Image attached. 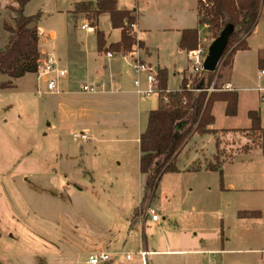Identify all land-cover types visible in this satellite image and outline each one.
Returning <instances> with one entry per match:
<instances>
[{
  "label": "crops",
  "instance_id": "crops-1",
  "mask_svg": "<svg viewBox=\"0 0 264 264\" xmlns=\"http://www.w3.org/2000/svg\"><path fill=\"white\" fill-rule=\"evenodd\" d=\"M79 1L96 2L97 0H73L67 7H57L55 11L67 13L70 19V23L61 31L52 29L45 36L46 30L39 24L41 55H55L59 59L60 65L68 71V75L60 81L61 92L48 94L61 96L59 116L62 120L85 121L82 128L85 127V129L92 132L93 139L97 143L122 144L126 147L128 143L133 142L136 143L137 152L132 156H124L121 160L112 159L108 154L104 156L99 154L93 161H88V163L84 161V151L80 153V156L78 154H67L65 160L63 156L59 157L58 155H55V158H47L41 176L33 173H31V176L34 175L32 180L41 178V182L37 183L35 187H40L41 192L48 194L49 200L56 198V192L61 189L68 196L71 195L69 193L83 191L82 188H78L79 185L75 186L78 183L74 180V173H79L78 167L81 166L84 167L92 180L98 177L106 180L135 176L142 182L143 188V181L146 179L140 170V136L148 123L147 120L146 125H143L142 114L144 99L149 97L145 98L138 95L134 85L135 80L138 78H141L144 82V75L134 71L129 60L125 59L122 54L117 53L110 57L108 53L98 50V30L104 32L107 46L121 39V29L112 27L108 13L99 16L98 24L94 26V32H88L77 27V22L70 11L73 10L75 3ZM118 7L131 10L132 14L136 16V23L132 27V32L143 45L137 44L134 53L159 70H167L168 90L179 89L183 79L190 75L187 50L180 47L182 32L187 28H198L199 35H202V31L207 29L199 24L198 0H118ZM79 18L83 17L78 15ZM102 20L107 24L106 28H102ZM247 41L250 48L236 52L231 75L219 85L221 88L229 83L232 86L231 90L238 91V114L227 116L225 113L227 103L224 101H217L213 105L212 112L215 116V122L210 127L221 133H223L222 130H229V132L239 130L237 132H240L241 130L250 129L252 122L248 117V112L257 109L261 111V126L264 130V107L261 105H248L240 93V87H238L237 74L242 71L244 53L252 50L250 36ZM260 51L264 55L263 45L257 47V54L253 58V63L259 69L258 78L262 81V83L259 81V86L255 87L257 91H259V88L264 87V75L260 74L262 69L259 67ZM177 73L180 75V83L177 87H170V79L172 77L176 78ZM28 74L36 75L35 73H27L14 79L13 87H16L15 81H20ZM7 79L6 76L3 80ZM83 84H93L98 87V90L97 92H84L81 89ZM158 105L148 107L147 117L150 110L157 108ZM217 108L219 111H217ZM242 113H245L247 117L243 125L239 120ZM114 116L118 117L116 122L112 120ZM228 119H231L230 121H233V123L225 125L226 121H229ZM51 127L52 124L50 123L49 128ZM48 130L45 133L46 136L50 135ZM130 130L136 131V133L131 135ZM196 135L203 137L214 134L201 135L196 133L192 138ZM214 137L216 138L215 135ZM51 138H54V133L51 134ZM56 140L61 142L62 137L59 136ZM184 150L186 149H183L182 152ZM216 152L217 146L210 157L212 158ZM254 162L264 163V147L261 148L255 145L251 151L247 153L240 151L233 159L224 161V189L221 188L220 181L215 180L213 176L214 173L219 172L206 169L208 161L205 158L201 160L198 157L182 167L177 165L179 171L165 173L162 176L157 190H160V186H162L160 194L164 195L166 199L165 205L170 204L173 199V203L175 202V205L180 207L175 211V214L183 217V212H185L186 216L190 218L189 221L188 219L184 222L176 221L174 227L178 232L187 231V240L190 243L189 246H191L189 249L176 246V241L167 242V247L162 250L149 249L148 242L141 238V234L135 230L136 226L139 227L141 224L143 225L152 220L148 218L144 221L135 222L136 226L132 225L135 210L142 205L143 192H141V197H139V191L137 196L132 195V193L130 196H126L129 190L127 187H123L125 193H123V197L118 199H121L119 204H122L124 209L116 214L120 229L113 230L112 216L109 218L104 216L103 218L99 215L102 217V229L96 230L92 226L87 233H77L72 240H67V244L72 245L73 252L66 257L64 255L57 257V254L46 257L38 254V256H33L37 259L28 256L27 258L30 259L27 264H90L88 262L89 255L98 252H107L111 255L109 261L100 264H150V256H155L158 253L177 254L182 252L201 255L204 257L203 259H207L211 255H217V257L219 255L220 264H224V257L227 255L261 252V264H264V168L262 170L256 168ZM226 164L231 165L232 172L229 176L224 173ZM196 166H200V169H193ZM1 177L2 179L14 180L15 185L21 188L22 181L21 179L17 180L18 173L14 171V167L1 170ZM23 180L28 184L31 183L32 187V180L28 177H24ZM106 182L108 181L102 183L106 184ZM22 183L25 184V182ZM102 183L100 182V184ZM110 187H112V182ZM22 189L24 191V188ZM46 194L40 200H43L42 206L49 212V215H46L49 218L48 221L54 222L57 216L51 211L53 206L48 202ZM90 201V208L93 212L102 204H105L104 207L108 206V208L112 204L111 200L107 198L105 201L100 196L99 198L94 196L90 198ZM74 204L78 203L74 201L72 206ZM152 206L157 208L158 211L162 208L160 202ZM211 209H215V217ZM240 211H256L258 215L241 218L238 216ZM97 212L101 214L102 210L97 209ZM206 212L211 215L206 214ZM196 217H201V220L193 223L191 220ZM210 219H214L213 221H216V224L221 221L213 235H210V229L207 227ZM160 221L152 222L160 223ZM26 223L22 222L24 227H26ZM46 225L48 227V224ZM53 227H48L47 232L53 234L55 232V229H52ZM10 235L13 236V234ZM136 249L137 251H135ZM141 251L146 252L145 257L140 254ZM128 254L132 255L130 259L127 258ZM138 256L140 258H137ZM2 263L5 264L3 261Z\"/></svg>",
  "mask_w": 264,
  "mask_h": 264
},
{
  "label": "rangeland",
  "instance_id": "rangeland-1",
  "mask_svg": "<svg viewBox=\"0 0 264 264\" xmlns=\"http://www.w3.org/2000/svg\"><path fill=\"white\" fill-rule=\"evenodd\" d=\"M71 1L73 0H29L25 7V14L33 15L41 12L39 24L46 30L45 36H47L48 31L52 29L61 31L70 23L67 13H60L55 9L57 7H67L71 4ZM17 7L18 3L15 0H0V48L4 47L9 40L10 33L5 30V25L13 24L16 15L14 9ZM78 15L83 18L78 19ZM88 16L84 13L75 16L72 14L77 22V27L85 19L89 24H94V19L88 18ZM106 27L107 24L102 20V28ZM201 37L204 44L214 40L208 29L202 31ZM250 44L252 50L244 53L243 68L237 74L238 87H240V93L248 105H261L264 107L260 92L255 88L259 86V81L261 83L262 81L258 78V67L253 63V58L257 54V47L259 45L264 46V6L250 35ZM231 71L232 69L229 67H224L218 72V74L220 73L218 86L227 80L231 75ZM5 78L6 76H1V79ZM36 83V75L28 74L20 81H15L16 87L0 90V171L7 167H14V171L18 173L17 180L21 179L22 182H25V184L21 182L22 185L19 188L15 185L14 180L0 178V259L5 264H27L30 259L27 258L28 256L37 259L33 256H38V254L46 257L53 256V254H57V257L63 255L66 257L73 252L72 245L67 244V240H72L77 233H87L92 226L96 230L102 229L103 224L101 221L104 216L106 218L112 216L113 230L120 229L116 214L124 209L122 204H119L121 199H118L123 197V193H125L123 187H127L129 190L126 196H130L131 193L137 196L139 191V197H141V192H143L142 182L135 176L106 180L98 177L92 180L83 166L78 167L79 173H74V180L78 183L75 186L79 185L78 188H82L83 191L69 193L71 194L69 195L70 198L61 189L56 192V198L49 200L48 194L41 192L40 187H35L37 183L41 182V178L32 180L33 174L41 176L45 160L50 157L55 158V155L63 156L65 160L67 154H78L80 156V153L84 151L83 158L88 163V161H93L99 154L101 156L108 154L112 159L121 160L124 156H132L137 152L136 143L133 142L128 143L126 147L122 144L97 143L93 139L92 132L85 129V127L82 128L85 121L62 120L59 116L61 96L48 93L39 94ZM178 83H180V75L177 73L176 78L172 77L170 79V87H177ZM159 103L160 98L157 94L144 99L143 125H146L148 120V107H156ZM217 111H219L218 108ZM245 118H247L245 113L239 116L241 125L245 123ZM112 120L116 122L118 117L114 116ZM228 120L226 123L224 122L225 125L233 123V121H230L231 119ZM102 122L104 123L103 119ZM50 123L52 124L51 128H49ZM47 130L50 131L49 136L45 135ZM130 132L131 135L136 133L132 130ZM52 133H54V138H51ZM75 133L79 134V137H74ZM82 133L87 134L88 139H83L81 137ZM59 136L62 137L61 142L56 140ZM215 136L220 138V148L212 158L210 157L211 153L216 148L214 135L203 137L196 135L184 148L186 150L180 153L177 165L182 167L198 157L201 160L205 158L208 162L222 163L233 159L241 150L244 151L245 146L259 145L262 142L261 134L253 130L218 132ZM254 166L262 170L264 163L254 162ZM231 172V165L226 164L224 173L229 176ZM31 173H33L32 176ZM214 174L215 180L220 181V173ZM24 177L32 180V187L31 183L28 184L23 180ZM103 181L108 182L103 184ZM111 182L112 187H110ZM144 183L145 179L143 185ZM22 188H24V191ZM161 188L162 186H160V190L156 191L152 201H146L142 205V210L140 209L139 213L135 212L132 225L134 226L135 222L137 223L140 220L148 219L146 213L148 205H155L160 202L162 205V208L159 209L160 223L151 221L141 224L139 227L135 225V231L148 242L149 249L162 250L167 247L166 243L169 241H176V246L189 249L191 246H189L190 243L187 240V231L178 232L174 227L176 221L184 222L186 219L189 221L190 218L186 216L185 212H183V217L175 214V211L180 207L179 205L176 206L175 202L173 203L172 197L169 196L172 202L165 205L166 199L164 195L160 194ZM44 194L48 196V202L53 206L51 211L57 216L54 222L48 221L49 218L46 215H49V212L42 206L43 200H40V198L44 197ZM94 196L97 198L100 196L105 201L107 198L111 200L110 208L108 206L104 207L105 204H102L93 212L90 208V198ZM74 201L78 204L72 206ZM97 209H101L102 213L97 212ZM211 211L215 217V209H211ZM206 214L211 215L208 212ZM200 220L201 217H196L191 221L196 223ZM213 220L210 219L209 224H207L210 235L214 234L221 223L220 221L216 224V221ZM22 222H27L26 227L23 226ZM46 224H48V227L54 226L52 228L55 229L53 234L47 232L48 227ZM10 234H13V236ZM261 257V252L231 254L224 257V264H261ZM137 258H140V256ZM203 258V256L191 252H182L177 254L158 253L155 256H150L149 260L150 264H220L219 255L218 257L217 255H211L207 259Z\"/></svg>",
  "mask_w": 264,
  "mask_h": 264
},
{
  "label": "trees",
  "instance_id": "trees-1",
  "mask_svg": "<svg viewBox=\"0 0 264 264\" xmlns=\"http://www.w3.org/2000/svg\"><path fill=\"white\" fill-rule=\"evenodd\" d=\"M18 7L14 9L15 16L13 24L5 25L9 35V40L4 47L0 48V89L12 88L13 80L20 78L27 73H35L41 57L39 45V21L41 12L33 15L25 14V7L29 0H15ZM264 0H198L199 24L206 27L212 33L213 39L218 37L226 25L232 24L234 31L230 34L226 50L222 59V67L232 69L234 56L238 50L249 49L247 38L252 34ZM74 16L84 13L88 18L94 19V24H98L99 16L103 13L110 15L112 27L121 29V39L107 46L103 31L97 32V47L100 52H111L113 54H129L134 51L139 42L132 32V26L136 23V16L131 10L120 9L118 0H97L96 2H76L73 10ZM199 29L187 28L182 32L180 47L191 51L198 47ZM259 67L264 69V55L259 52ZM219 70V71H220ZM219 71L210 72L202 70L193 78V88H187L188 78H184L179 89L167 92L168 73L166 69L159 70L160 103L157 108L150 110L148 123L144 132L140 136V170L145 175L143 187L142 205L155 197L158 183L165 173L177 172V160L191 140L192 136L198 134H218V130L210 126L215 122L212 112L213 105L217 101L227 103L226 115L236 116L238 114L239 93L237 90H214L208 89L214 84L215 89H219ZM7 76V80L1 76ZM200 89L199 91L196 89ZM162 95H167L168 103L162 101ZM248 117L252 125L248 130L257 131L261 134V148H263V128L261 126V111L250 110ZM239 131V130H237ZM229 132V130H222ZM252 146H245L244 151L249 152ZM217 150L220 148V138L216 137ZM224 161L206 164V169L218 171L220 173L221 188L224 189L223 166ZM193 169L199 170L200 166ZM142 205L135 212L142 210ZM256 211H240L241 218L257 216ZM0 264H3L0 260Z\"/></svg>",
  "mask_w": 264,
  "mask_h": 264
},
{
  "label": "built area",
  "instance_id": "built-area-1",
  "mask_svg": "<svg viewBox=\"0 0 264 264\" xmlns=\"http://www.w3.org/2000/svg\"><path fill=\"white\" fill-rule=\"evenodd\" d=\"M134 26V25H133ZM132 26V27H133ZM79 27L82 30H86L88 32H94L95 28L89 24L87 20H83L80 22ZM212 41H208L206 44L203 43V38L200 35L199 38V44L198 47L194 50L187 51V59L190 64V75H188V83L187 88L189 90L194 89L193 88V78L201 72L203 69V64L205 62V59L209 52V47L211 45ZM135 51V50H134ZM129 54H122L125 59H128L129 62L132 65V68L137 73L144 75V82L141 78H138L135 80V90L138 95L143 97H151L153 94H157L160 98V95L162 94V90L160 88V79H159V69L154 67L153 65L143 61L136 53ZM108 55L112 57L114 54L111 52H108ZM224 60L221 59L219 63V68L222 67ZM37 77V83L36 88L37 92L39 94H45V93H59L61 92L60 87V81L68 75L67 69L63 68L60 65L59 59L53 55H41L39 59V65L37 68V71L35 72ZM260 74L264 75V69L260 70ZM215 82L210 87L209 92H212L214 90H231L232 86L231 84H225L224 87H221L219 89L214 88ZM82 91L84 92H97L98 87L93 84H83L81 86ZM195 90V89H194ZM200 90V89H196ZM171 90H167V92H170ZM259 92L261 94L262 100H264V87L259 88ZM162 101L164 103L169 102V98L167 95H162ZM74 137H79V134L75 133ZM81 137L83 139H88V135L85 133L81 134ZM151 201V200H150ZM146 213L148 214V217L150 220L154 222L160 221V213L157 208H155L152 205H148ZM140 254L145 257L146 252L141 251ZM132 255L128 254L127 258H131ZM111 259V255L107 252H98V253H92L89 255L88 262L90 264H100L102 262H107Z\"/></svg>",
  "mask_w": 264,
  "mask_h": 264
},
{
  "label": "water",
  "instance_id": "water-1",
  "mask_svg": "<svg viewBox=\"0 0 264 264\" xmlns=\"http://www.w3.org/2000/svg\"><path fill=\"white\" fill-rule=\"evenodd\" d=\"M233 31H234V26L232 24H228L220 32L218 37H216L212 41L209 47L208 55L203 64L204 70L210 71V72L218 71L219 63L226 50L228 38Z\"/></svg>",
  "mask_w": 264,
  "mask_h": 264
}]
</instances>
